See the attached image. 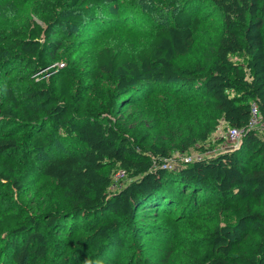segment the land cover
I'll list each match as a JSON object with an SVG mask.
<instances>
[{
    "label": "rangeland",
    "instance_id": "obj_1",
    "mask_svg": "<svg viewBox=\"0 0 264 264\" xmlns=\"http://www.w3.org/2000/svg\"><path fill=\"white\" fill-rule=\"evenodd\" d=\"M38 1L0 0V34L24 30L28 21L43 24ZM179 7L199 16L201 22L188 53L172 62L205 72L223 24L218 9L204 0H107L90 9L93 20L75 26L63 24L54 31L51 39L56 45L46 58V67H40L35 58L20 56L17 50L16 56L2 54L6 56L0 65V106L25 109L29 106L25 96L32 90L46 89L56 96V80L64 75L70 94L67 117L72 121L95 116L129 135L147 159L156 145L167 148L172 161L157 164L165 168L167 184L140 194L141 204L132 213L79 216L70 211L69 199L42 174L40 165L42 159L79 151L80 142L51 123L39 132L19 120L10 125L1 122L0 135L13 134L18 147L0 154V219L15 214L18 225L26 231L0 233V264H16L11 242L22 244L34 228L31 220L45 222L50 218L48 212H55L57 220L39 229L47 240V253L37 264H163L164 260L169 264H200L203 243L213 229L238 225L244 214L249 217L242 221L244 228L234 233L228 258L233 264H248L257 254L264 235V194L241 199L200 184L190 188L173 179L185 163L226 149L236 152L243 170L264 169V128H252L260 142L250 148L243 146L242 139L237 144L228 142L222 113L198 86L204 72L195 74L194 86H159L154 78H146L140 94L118 90L116 79L108 74L94 76L95 54L102 45L137 50ZM231 59L245 64L241 54L231 55ZM46 133L51 135L50 145L43 153L34 152L30 138ZM204 133L206 138L201 139ZM190 140L192 143L181 149ZM101 173L111 179L109 192L135 179L130 171L116 165L106 166ZM113 220L116 225L104 236L96 233L97 227Z\"/></svg>",
    "mask_w": 264,
    "mask_h": 264
},
{
    "label": "trees",
    "instance_id": "obj_2",
    "mask_svg": "<svg viewBox=\"0 0 264 264\" xmlns=\"http://www.w3.org/2000/svg\"><path fill=\"white\" fill-rule=\"evenodd\" d=\"M106 1L39 0L43 24L28 21L24 30L11 29L9 33L0 34V65L5 62L6 55L2 54L12 52L15 56L20 53V56L35 58L40 67H46V58L56 45L51 39L54 31L63 24L75 26L86 19L93 20L94 13L90 9ZM204 1L218 9L223 24L205 72L198 67H178L172 62L177 56L188 53L201 22L199 16L179 7L170 21L156 28L149 41L137 50L102 45L95 54L94 76L108 74L116 79L118 90H137L135 92L140 94L146 78H154L159 86H194L197 81L195 74L204 72L198 86L212 98L228 127L244 128L242 144L250 148L260 142L255 131L246 128L253 102L264 117V0ZM234 54L243 55L245 64L232 60L231 55ZM69 98L67 77L61 75L56 80V96L46 89L29 91L25 96L29 103L27 108L15 111L10 105L0 106V123L10 125L19 120L39 132L44 124L51 123L80 142L82 147L79 151L42 159L40 165L42 174L69 199L70 211L75 215L132 213L141 204L140 194L159 190L167 184V172L157 164L171 158L168 149L152 145L147 159L137 150L131 137L120 132L112 123L103 122L95 116L77 123L72 121L67 117ZM206 134L200 138L205 139ZM50 143V133L43 136L33 134L29 140L32 150L39 153H43ZM190 143L192 140L185 141L181 149H186ZM17 147L13 134L7 132L0 135V154ZM109 165L130 171L135 179L120 190L109 192L111 179L101 173ZM173 180L190 188L200 184L206 189L213 188L219 194H235L241 199L248 196L258 198L264 194V169L243 170L240 158L231 149L185 163ZM48 216L50 218L45 222L31 220L34 228L22 244L11 242L16 264H37L45 257L47 240L39 229L51 226L57 220L55 212H48ZM246 217L249 215L244 214L239 224L233 227L223 225L213 229L203 243L200 264H233L228 258L231 240L236 231L244 228L242 221ZM17 222L15 214L4 215L0 219V233L25 232V227ZM115 225V220L110 221L97 227L96 233L102 237ZM163 264L169 263L164 260ZM248 264H264V235L257 254L250 258Z\"/></svg>",
    "mask_w": 264,
    "mask_h": 264
},
{
    "label": "built area",
    "instance_id": "obj_3",
    "mask_svg": "<svg viewBox=\"0 0 264 264\" xmlns=\"http://www.w3.org/2000/svg\"><path fill=\"white\" fill-rule=\"evenodd\" d=\"M255 126L256 127L260 126L259 128L261 129L264 128V117H262L257 104L253 102L251 106V115L246 125V128L252 129ZM243 130L244 128L228 127L226 133L227 141L230 142L231 144H237L242 137ZM167 161H172V160L167 159Z\"/></svg>",
    "mask_w": 264,
    "mask_h": 264
}]
</instances>
